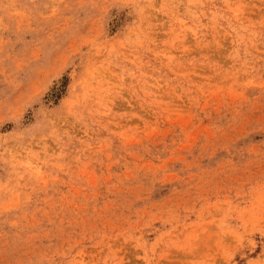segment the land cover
I'll list each match as a JSON object with an SVG mask.
<instances>
[{
    "label": "rangeland",
    "instance_id": "1",
    "mask_svg": "<svg viewBox=\"0 0 264 264\" xmlns=\"http://www.w3.org/2000/svg\"><path fill=\"white\" fill-rule=\"evenodd\" d=\"M0 264H264V0H0Z\"/></svg>",
    "mask_w": 264,
    "mask_h": 264
}]
</instances>
